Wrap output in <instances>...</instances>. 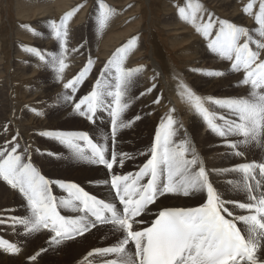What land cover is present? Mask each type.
<instances>
[{
  "label": "rangeland",
  "instance_id": "rangeland-1",
  "mask_svg": "<svg viewBox=\"0 0 264 264\" xmlns=\"http://www.w3.org/2000/svg\"><path fill=\"white\" fill-rule=\"evenodd\" d=\"M250 2L252 9L251 15H248L243 8ZM101 3L107 6L104 9L107 19L103 27L100 25ZM259 3L260 0H0V184L4 187H0V219H7L5 224H0V240L17 243L22 250L25 246L34 245L37 237L36 232L27 230L30 225L10 223L13 218L31 219L32 214L26 212L24 207L12 201L14 207L9 209H14L12 217L3 214L6 208L1 201L5 199L3 194L6 190L16 191L22 198L18 189L11 186L9 174L6 172V161H15L17 172L25 164L31 163L45 179L81 184L79 186L83 187L88 179L81 172L88 169L89 159L78 157L60 140L40 133L73 134L76 131H88L97 146L105 145L104 149L111 152L109 162H113L114 156V162L122 169L120 181L125 183L139 163L145 164L152 158L155 159L150 144L158 133V125L161 127L170 116L163 117L166 110L162 109L160 102L153 104L152 96L158 93L163 101L166 97L175 100L179 114L176 119L173 117L176 135L166 145L169 147L172 142L174 145L184 143L185 137L180 132V123L186 121V117H189L188 109L194 107L189 108L187 105L191 101L185 90L183 98L180 99V87L186 86L199 96L212 113V104L207 100L212 97V88L209 89L208 85L212 82V76L206 73L231 64L207 48L208 42L215 38L213 34L218 30L216 22L227 20L237 27L247 29L251 40L256 38V42H264L258 39L262 36L259 25L255 22L260 14ZM180 8L185 9L188 19L181 18ZM68 12H73V15L69 17L66 25L68 36L65 38V49L62 50L51 28V22L59 23ZM260 19L264 20V14H260ZM209 21L213 23L212 35L209 40H205L196 31V27ZM133 39L134 45L123 53L122 66L127 69L141 68L142 71L133 73L125 90L123 102L128 103V108L117 123L118 129L113 143L112 121L108 123L102 120L108 114L105 108L99 111L101 119L92 124L74 111L73 104L87 95L96 86L97 80L101 82L99 90L104 92L102 104L106 99H112L107 93L114 91L115 65L107 69L105 65L110 60H116L118 50ZM239 42L243 43L244 38L241 37ZM249 47L253 51L259 50L252 42ZM27 48H36L44 56V60L41 61L38 56L26 51ZM61 58L68 65L62 73L58 70V61ZM88 60L93 62L92 70L72 95L71 89H65L63 84L78 75ZM80 62L84 64L81 65ZM76 66H80L78 71ZM223 81H228V74L223 77ZM152 83L157 84L154 92L141 96ZM215 94L217 99H241L247 98L250 92L242 90V86L235 82L217 90ZM70 95L72 101L68 100ZM31 99L34 103H30ZM4 103L6 109L2 107ZM215 106L221 108L219 105ZM221 109L227 113L224 114L226 118L236 119L228 114L229 110ZM96 112L93 118H99ZM137 116L140 119H135ZM215 119V122L223 123L219 117ZM205 124L208 127L206 122ZM189 134L195 140L203 168L210 176L212 166H215L216 172L223 171L228 165L236 164L237 158L252 162L264 161L261 143L257 141L241 144L237 150L244 155L236 157L233 155L235 150L229 149L224 140L219 142L216 139L218 136L210 128L205 130L202 126H194ZM242 139L239 136L231 137L232 142ZM26 142L32 145V149L31 145L29 148L25 147ZM82 143L86 145L84 141ZM213 144L215 148H212ZM176 151L178 152V146H172L168 153V159L172 162L167 163V170L170 172L166 176L171 178L167 193L179 194L180 190H188L189 186L196 187L200 181L204 191L206 184L202 174L189 165L188 160L184 158L183 167L174 163V157L179 158ZM210 179L211 185L217 191L221 190L222 195H226L234 184H237V195L240 183H245V178L238 180L237 177L227 183L221 174L218 175V182L214 177ZM56 185L58 184L50 185L54 196ZM235 195L230 197L233 198L231 200L239 199ZM22 199L25 207L29 209L26 200ZM56 199L57 202L64 199V194ZM202 202L203 200L198 201L199 204ZM58 209L67 212L65 217L71 218V210L64 207ZM9 235L12 236L8 237ZM87 243L88 239H83L63 246H41V264H67L68 260L77 257L82 250L87 251L92 244H95V248L99 247L97 241ZM30 253L33 252L29 250L31 257L33 254ZM18 255L10 253L0 264H19ZM29 260L27 263H34Z\"/></svg>",
  "mask_w": 264,
  "mask_h": 264
},
{
  "label": "snow or ice",
  "instance_id": "snow-or-ice-1",
  "mask_svg": "<svg viewBox=\"0 0 264 264\" xmlns=\"http://www.w3.org/2000/svg\"><path fill=\"white\" fill-rule=\"evenodd\" d=\"M260 14H264V0H260ZM107 6L100 4L101 18L100 25L103 27L107 16L104 9ZM252 3L250 2L243 8L244 13L251 15ZM182 19H188L185 15V9H179ZM258 14L255 22L259 25V32L264 37V20L260 19ZM73 12L66 13L59 21V23L51 22V28L57 40L60 42V48L65 49L66 37L68 36V29L66 27L69 17ZM218 30L215 32V38L211 39L207 48L212 53H217L222 59L231 62V70L241 73L242 78H239V84L249 86L251 91L247 98L241 99H213L208 97L207 100L213 105H219L221 108L227 109L228 114L236 119H228L225 115H220L219 120L223 123L215 122V113H210L209 109L204 106L201 98L195 95L186 86L185 92L189 101L192 102L196 112L199 113L203 120L207 123L208 128L216 136L223 138L225 145L233 151L236 157L243 156L244 153L239 149L241 144L250 141H257L264 146L261 138H264V57H261L259 51L250 49L249 44L251 36L247 29L237 27L235 24L227 20H219L216 22ZM213 23H208L197 26L196 31L201 33L205 40H209L212 35ZM241 37L244 42L240 43ZM135 39L130 40L128 44L118 50L117 59L108 61L105 69L115 65V85L114 91H108V95L113 97L110 107V116L112 119V140L115 143L117 134V123L121 119L125 109L128 108V103L123 102L125 97V90L130 83V78L134 72L142 71L141 68L127 69L122 66L123 53L127 48L133 46ZM258 49H264V43L257 42ZM26 51L38 56L41 61L44 56L36 48H27ZM75 51V50H73ZM55 59V58H54ZM59 72H63L68 65L64 58L59 59ZM92 60H88L83 69L78 75L63 84L65 89H71L72 95L76 93L78 85H81L88 73L91 72ZM212 77H222V71H212L206 73ZM100 81H96V86L87 94L79 98L78 102H74V111L79 116L91 121L98 107L102 105L104 92L99 90ZM157 88L156 83H152L151 87L146 89L145 94H152ZM72 95L68 96V100L72 101ZM160 99L157 97L153 103H159ZM43 115V113H37ZM140 119V116L135 117ZM174 120L170 115L167 122L162 124L158 130V135H162L166 142H170L172 137L176 135L173 129ZM124 127V125H120ZM40 135L51 136L66 144L69 149H72L75 154L81 156L83 159H91L94 164L105 166L110 173L116 165L114 162H108L105 159V149L102 146H97L89 139L86 133L64 134L56 132H41ZM243 137L238 142H232L231 137ZM82 140L86 142L91 149V155H83V149L75 141ZM183 145V144H182ZM187 148H182L179 158L175 159L174 163L178 167H183L184 152ZM197 160L196 156L192 157V163ZM15 161H6V172L9 174L11 186L18 189L24 200L27 202L28 208L31 210V219H16L13 218V224L25 225L29 232H40L46 230L52 234L51 242L60 245L65 241L75 240L79 237H84L92 229L97 227L99 223H112L117 225L123 232V238L115 245L110 247L95 248L87 253V257L102 256L107 257L110 254L115 255L116 259H106L104 264H126L120 257L126 254V246L130 242L135 245L134 259L131 264H155L153 259L155 253L158 251L160 244L164 237L173 229L176 236L170 251L174 257H178L180 252L189 247L194 240L199 239L201 247L204 249V256L201 259L193 258L192 264H264V258H261L260 248L261 242L264 241V191H260L261 180H256L253 175L256 169L259 170V175L264 178V162L262 163H241L231 169L234 172H241L245 176V183L243 190L246 193L247 202H233L224 200L219 197L214 187L209 185L208 196L206 203H202L203 207L198 206L182 216L173 214L171 220H161L156 223L154 228H150L147 233H138L133 235L128 228V221L122 216H117L115 206L110 203H105L103 200L89 195L76 183H64L62 181H50L45 179L43 175L31 163H27L17 172L15 170ZM225 171H228L225 169ZM201 174L206 177V170L202 167ZM249 180H256L255 186L249 183ZM51 184H58L60 188L67 189L70 199H61L57 202L53 195ZM120 178L111 174V187L115 191L116 198L120 205L123 206V197L119 194ZM73 201H78L80 206L77 209L80 215L78 218H67L58 211L60 207L76 208ZM233 203V206L247 212L248 214H237L227 208V204ZM224 205V210L221 211V205ZM105 213L111 215V221L105 216ZM219 213V215H217ZM226 213L227 217L224 214ZM95 219L89 220L88 217ZM223 217V219H221ZM140 218H143L141 214ZM237 221L243 222L247 226V238L241 234V229L237 225ZM4 219H0V224H5ZM142 239L146 243L142 244ZM0 249L5 253L20 254L21 248L14 243H9L5 240H0ZM40 252L29 257L33 262L36 261ZM87 257L85 259L87 260ZM175 264V260L171 261Z\"/></svg>",
  "mask_w": 264,
  "mask_h": 264
},
{
  "label": "bare ground",
  "instance_id": "bare-ground-1",
  "mask_svg": "<svg viewBox=\"0 0 264 264\" xmlns=\"http://www.w3.org/2000/svg\"><path fill=\"white\" fill-rule=\"evenodd\" d=\"M213 35H215V34H213ZM259 38L264 41V37L259 36L258 39ZM251 41H252V45L255 48H257L256 47V44H257L256 38H253ZM51 43H52V41H51ZM259 43H264V42L259 41ZM258 51L260 52L261 56L264 55V53H262L264 51V49H259ZM75 62H76V64L78 63L77 60ZM83 64L84 63H81V65H83ZM150 64L151 63H149V65ZM78 67L80 68V66H78ZM78 67L76 66V68H75L76 71H78ZM213 71H222L224 73V75L222 77H212V82L208 84V85H210L209 89L212 88V98L213 99H217L216 94H215V92L217 90L222 89L224 86L228 85L229 83L237 82L239 84L238 79L242 78L241 73H237V72H234L231 70V64L224 66V67H221L218 70H213ZM226 74H228V81L225 83L223 81V77L226 76ZM241 86H242V90L248 91V92L251 91L249 86H243V85H241ZM209 92H210V90H209ZM156 94H158V93H156ZM156 94H154L152 96V101H154L157 98ZM179 94H180V99H182L183 95H184V88L182 86L180 87ZM168 96H170V95H168ZM159 98H161L159 104L163 105L162 109L164 108L166 110V113L164 114L163 117H167L168 115H171L172 118L175 117V119H176L179 116V114L177 112L178 108L176 106L175 100L172 99L171 97H166L165 101H163V98L160 95H159ZM236 98L237 97H234V99H236ZM221 99H232V98L222 97ZM112 100H113V97H112V99H106L103 102V104L100 107H98L96 110L97 111L96 114L98 117H99V111L102 108H105L108 111L107 117L102 119V120L108 121V123H110V121H112L111 116H110V107H109L112 104ZM30 103H34V101L32 102V99H31ZM153 104H152V106H153V108H155V105H153ZM187 105L189 106V108L193 107L192 102L188 103ZM2 107H4L6 109L5 103L2 104ZM182 107H184V105H182ZM186 108H188V107H186ZM188 110H189V112L187 113V115L189 117H186V121L183 123H180V127H179L180 132L185 137V142L184 143H176L175 145H174V142H172L171 145L168 147L166 144L169 145V142H166L165 138L162 135H158V133H157L156 137L154 136L155 138L153 139L152 143L150 144L152 149H153L152 151L155 154V159L152 158L151 161H148L145 164L139 163V165L135 168V170L129 175L128 180L125 183L120 181L119 194L121 197H123V206L124 207H122V205H120L119 200L116 198L115 191L110 186L111 185V174H114L116 177H120L122 174V169L119 168L117 163H115L116 165L114 166L112 173H110L109 170L105 166L99 165V164L95 165L94 163L91 162V159H89L88 169H83L81 172L82 175L87 177L88 180L84 182L83 187H81V186L80 187L84 191L88 192L89 195H92V196L96 197L97 199L103 200L105 203L113 204L115 206L117 216H122L123 218H125L129 222L128 228L132 233H139V232L145 230L146 228H148L153 223V221L156 219V217L160 214V212H162V211L168 213L172 217L173 214L182 216L183 214L188 213L193 209H196L198 206L203 207L204 205L199 204L198 201L203 200L202 203H204V202L206 203V197L208 196L209 185H211V179H210L211 177H214L215 179H217L216 182H218V180H219L218 175L221 174V176H223V179L226 180L227 183H229V181L233 177H237V179L238 178H245L243 173L231 171V169L235 168L236 165L241 164V163H262V162H264V161H261V162L245 161V159L237 158L235 160L236 164H232L230 166L228 165L225 168L228 171H225V169H224L223 171H219V172H216L215 166H212L211 176L207 172H206L207 178H205V175H202L203 179L205 181V184H206L204 186V188H205L204 191H203V186L201 185L202 182L200 181L196 187L195 186H189L188 190H182V191L180 190L179 194H168L167 192L170 189L171 178L170 177L168 178L166 175L170 172L167 170V163H168V161L172 162L171 160L168 159V153H169L170 148L172 146H178V152L176 151L178 153V157L180 155L182 148H184V147L187 148V151L184 152V158L186 160H188V162H190L189 165H191L193 168L195 167V169L198 172L201 173V168L203 167V161L198 154L199 150L196 147L195 140L191 138L189 131L192 128H194V126H202L205 130L208 127H206V124H205V121L203 120V117L199 113L196 112L195 108H191ZM212 113H215V118L216 117L218 118L220 115H224V114L227 115V113L223 109L216 107L213 104H212ZM95 118H96V120H94ZM95 118H93L90 121L92 124L94 121L98 122V120L101 119L100 117L99 118L95 117ZM229 119H232V118H229ZM215 121H216V119H215ZM159 129H160V127L158 125V130ZM173 129L176 131L175 128H173ZM79 133L88 134V131H84V132L76 131V134H79ZM17 136L19 139H21L19 137L20 135H17ZM88 137L95 144L94 140L89 136V134H88ZM216 139L219 142L223 140L220 137H217ZM81 141L82 140H77L75 142L80 145L81 149H83V152H84L83 155L90 156L91 154L88 153L86 151V149L84 150L85 146H84V143L81 144ZM261 142H264V138H261ZM85 144H86V142H85ZM30 145L31 144H29V142H28L25 147L29 148ZM104 147H105V145H104ZM118 147H119V145H118ZM30 148L32 149V145ZM212 148H215V144L212 145ZM227 150H229V149H227ZM262 151L264 153V146H262ZM104 156H105V159L109 162L108 159L111 156V152L109 150L108 151L105 150ZM193 156H196V158H197L195 163L191 162ZM78 157L82 158L79 155H78ZM253 175L256 176V180H261L260 191H264V178L260 177L259 170L256 169L254 171ZM256 180H249L248 182L251 183L253 186H255ZM132 181L134 182V184L130 187L129 184ZM106 182H108V183H106ZM213 183H215V182L213 181ZM243 184L244 183H240L237 195H235L237 184H234L233 186H231L229 192L226 195H222L221 190L219 192L215 188L214 189L219 194V197H221V196L225 197L224 198L225 201L229 200V201H233V202H247L246 193L243 190ZM79 185H81V184H78V186ZM199 186H200V188H198ZM0 187L4 188L3 186H1V184H0ZM54 189H55V196L56 197L64 194V199H68V197L70 199L69 192L67 189H62L59 187V185H56L54 187ZM8 190H6V192L3 194V196L5 195L4 198L7 201L5 199H3L1 201V204H4V207L6 208V209L4 208L5 212L3 214H5V216L7 215V217H9V218L12 217V211L14 209L9 210V209L14 207L13 204L11 203L12 201L21 205L22 207H24L27 210L26 212H28L30 214L31 210L27 209V207H25V202L22 199L23 197L20 198L18 196V194L16 193V191H13V190L8 191ZM144 190H146L148 192L147 203H146L145 207L143 208V210L140 212V214L135 215V213H133V208L135 207L136 201L138 200V198L140 197L141 193ZM0 193H1V191H0ZM65 194L68 197H66ZM233 195L237 196L239 199L231 200L233 198H230V197ZM73 202L76 205V208L68 207L66 209L71 210V212H69V213H71V218L75 219V218H78L82 214L79 213L77 210L80 206L79 202L78 201H73ZM227 208H229L233 212L234 215H237V214L247 215L248 214L247 212L234 207L233 203L227 204ZM4 209H3V211H4ZM220 210L221 211L224 210L223 204L221 205ZM58 211L63 216L67 215V212H65V211H60L59 209H58ZM26 212H22V214L26 213ZM141 214H143L142 219L140 218ZM222 214H224L225 217L228 218L226 213H222ZM217 215H219V213H217ZM105 216L108 218L109 221H111L112 217L110 214L105 213ZM88 219L93 220L95 218L89 216ZM221 219H223V217H221ZM5 220L7 221V219H5ZM10 223L13 224V220H11ZM236 223H237L238 227L241 229V234L245 238H247V226L244 225L243 222H240V221H237ZM9 227H13V226L9 225ZM36 233H37V237L34 239V242H35L34 245L25 246L21 250V253L18 255V257H17L18 261L17 262L19 264H29V263H27V261L30 257L29 256V250L33 252L32 253L33 255H35L37 252H40L41 246H46V245L47 246H55L56 245V244H53L51 242V240H52V234L51 233L47 232L46 230H41L40 232H36ZM10 236H12V235H9L8 237H10ZM122 238H123V232L119 229V227L117 225H114L110 222L109 223H103V224L97 222V227L92 229L89 233H86L84 237H79L75 240L65 241L60 245L63 246V245L69 244V243H74V242H78V241L80 242V240H83V239H88L87 244H91L93 241H97V244L99 246L98 248H103V247L115 246ZM141 242L143 244V239ZM199 242H200L199 239L194 241L195 249L197 248ZM60 245H58V246H60ZM93 249H95V244L94 245L92 244L91 247H88L87 251L82 250L81 254H79V255L76 254L78 256L68 260L67 264H104V261L106 259H116L115 255H112V254H110L107 257L96 256V255H94L93 257H87V253L89 251H92ZM84 251H86V252H84ZM135 251H136V249L134 248V246L130 242L129 245L126 246V254L123 255L122 257H120V259L125 261L126 264H131V261L134 259ZM9 254L10 253H5L2 249H0V261L2 262L5 258H8L7 255H9ZM259 255L261 258H264V241L261 242V248H260ZM85 257H87V260L85 259ZM29 261H31V260H29ZM33 264H41V255H39L37 257L36 262H34Z\"/></svg>",
  "mask_w": 264,
  "mask_h": 264
}]
</instances>
